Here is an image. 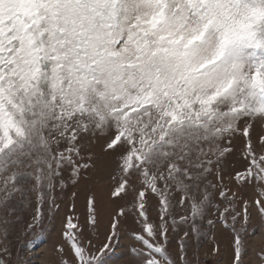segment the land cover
I'll return each mask as SVG.
<instances>
[{"label": "snow or ice", "instance_id": "1", "mask_svg": "<svg viewBox=\"0 0 264 264\" xmlns=\"http://www.w3.org/2000/svg\"><path fill=\"white\" fill-rule=\"evenodd\" d=\"M261 233L264 0H0V264H264Z\"/></svg>", "mask_w": 264, "mask_h": 264}, {"label": "rangeland", "instance_id": "2", "mask_svg": "<svg viewBox=\"0 0 264 264\" xmlns=\"http://www.w3.org/2000/svg\"><path fill=\"white\" fill-rule=\"evenodd\" d=\"M260 220L258 216L254 213L253 214V220H252V228H257L260 225ZM57 231L59 230V224L56 225ZM129 230H131V226L129 227ZM52 239H57V236L55 233H53ZM104 240V233L101 232L100 240L97 241V243H101ZM255 242L257 250L260 248H264V233H261L260 237L257 238L255 241L253 239L249 240V243L252 244ZM134 246V241L128 239L125 237L120 244L115 248V251L112 253L109 264H130L129 259V247ZM37 264H44V261H37ZM211 264V261L209 262Z\"/></svg>", "mask_w": 264, "mask_h": 264}]
</instances>
